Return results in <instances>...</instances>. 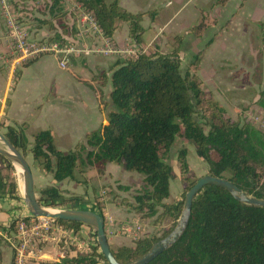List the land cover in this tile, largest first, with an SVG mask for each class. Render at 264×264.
I'll list each match as a JSON object with an SVG mask.
<instances>
[{
	"label": "trees",
	"instance_id": "trees-1",
	"mask_svg": "<svg viewBox=\"0 0 264 264\" xmlns=\"http://www.w3.org/2000/svg\"><path fill=\"white\" fill-rule=\"evenodd\" d=\"M50 1L51 18L63 30L66 26L62 0ZM74 1L94 15L109 38H113L122 24L128 25L129 38L139 46L143 45L144 17L156 16L155 12L126 11L120 7V0ZM230 1L218 0L216 4L225 6ZM204 22L191 27L187 36L202 39L209 28ZM184 40L185 36L175 37V46L168 53L157 49L134 60H117L110 76L104 73L96 77L100 85H110L109 102L101 101L100 105L110 106L111 110L106 122L87 133L69 152L56 146L48 130L34 134L33 145L29 147L24 126L0 123L5 138L24 158L30 155L56 184L79 183L78 175H84L88 168H97L102 174L113 163L143 177L142 189L132 197V211L142 218H156V223L169 219L172 227L160 237L131 241L132 247L111 248L115 259L122 264L145 255L154 243L172 232L181 216L186 194L182 201L167 202L174 172L165 156H169L177 140L195 147L197 157L208 165V175L229 180L249 196L264 200V133L247 122L228 117L225 109L205 92L197 74L202 51L182 70L180 55ZM212 43L210 40L207 47ZM258 105L264 110V91ZM177 163L183 176L189 174L187 148L178 150ZM15 173L14 166L0 155V200L19 198ZM197 181L191 182L187 193ZM117 189L128 190L123 186ZM38 199L45 208L85 209L81 197H67L55 185L41 190ZM90 211L96 212V208ZM98 213L105 221L103 212ZM55 222L68 230L78 231L82 227L78 223ZM91 232L94 242L89 245V253H82L74 245H63L66 253L71 249L75 253L57 263H40L108 264L100 252L96 234ZM149 264H264V208L243 204L225 189L209 185L193 202L183 238Z\"/></svg>",
	"mask_w": 264,
	"mask_h": 264
},
{
	"label": "rangeland",
	"instance_id": "rangeland-1",
	"mask_svg": "<svg viewBox=\"0 0 264 264\" xmlns=\"http://www.w3.org/2000/svg\"><path fill=\"white\" fill-rule=\"evenodd\" d=\"M63 1L65 2L66 0ZM132 2H135V7L127 5L132 4ZM217 2L218 0H126L125 4L131 10L138 8L140 12L147 10H152L149 11L152 13L157 12L154 22L158 28H164L163 32L167 38L169 50L171 49L172 51L175 46V37L185 36L180 55L183 71L186 70L192 57L198 51H202V61L197 74L205 92L211 95L214 101L218 102L225 109L228 117L236 121L247 122L264 133V110L258 105L260 95L264 91V9H262L264 4L258 5L259 0H231L225 6H218ZM170 3L171 6L169 7L168 4ZM64 8L66 6H63L62 10L66 28L63 30L65 31L64 34L68 35L69 29L67 23H71L73 18L68 17V11L65 13ZM38 15L39 18H36L34 25L40 27L41 31L47 35L61 39V34L56 31L58 21L52 20V18H45L46 13L44 10L39 11ZM149 20L151 21L150 17L147 16L146 22ZM202 20L209 26L204 37L200 40L188 37L187 33L189 29ZM47 21H50L51 24H47ZM146 31V35L144 36L145 47L143 48L142 46V48L146 49L145 53L155 52L156 49L153 48L154 50H151L149 48H152L150 42L155 38L157 29H146ZM210 40L213 43L207 47ZM64 42L67 41L65 40ZM165 53L167 52L165 51ZM52 58L59 65V61L54 57ZM73 58H78L75 64L70 61L72 59L70 58L68 65L65 68H61L64 71L59 69L57 73L53 68L54 73H51L50 76L46 71L38 70L36 75L32 76V86L28 84L25 87L23 86V91L21 90L18 95L19 101L17 98L14 99L10 116H13L15 120L20 119L22 116L30 124L31 127L28 125L25 129L27 140L29 139L32 142L33 135L37 133L36 129L33 128L35 121L33 116L40 112V107L36 105L38 101H53L56 98V93L61 88L68 90L67 94L72 90L75 93L80 91L78 86H74V82L59 85L63 81L62 75H71L82 81L89 80L92 83L94 82L95 75L88 67L87 60L80 59L82 57ZM2 72L6 73V69L1 67L0 73L2 74ZM17 94L18 92H16ZM33 107L35 108L32 110V114H25V112L30 111ZM0 132L4 134L5 130L0 127ZM55 142L57 145H60L58 137H56ZM62 142L61 144L65 148L71 146V143ZM182 147L187 148L188 151L190 171L186 176L181 174L180 166L177 163V152ZM165 158L167 163L172 166L174 172V178L170 186L171 197L167 202L182 201L184 200V195L187 194V189L191 182L208 175V165L197 157L194 146L182 140H177L171 153L168 157L165 156ZM27 161L31 166L35 192L38 197L41 190L55 185L67 197L69 195L81 197V205L86 210H91L94 207L97 213L99 211L103 212L105 221H108V218L112 217L109 215V210L105 205L112 204L116 207V204H122L129 211L130 216H126L123 220L112 218L117 223H128L132 220H137L148 234L142 238L160 237L172 227L169 219L156 223V218H142L132 211L130 207L132 197L143 187V181L138 178L137 173H129L122 168L112 166L110 171L115 182L113 180L109 181V177L106 176L103 178V180H106L104 183H98L100 177L104 176L105 173H99L97 168H88L84 175H78L79 183L56 184L53 182L52 176L46 175L35 164L30 155L27 156ZM14 176L19 183L17 171ZM18 185L19 198L11 199L8 205H4L6 211L2 209L3 212L7 213L13 211L17 218L25 217L24 213L28 214L23 202V189L20 184ZM118 186H123L124 189L128 190H119L117 189ZM91 231L92 229L85 226H82L78 231L74 230V234L78 235L79 242L85 243L84 249H88L87 247L94 242ZM136 241L138 240L134 242ZM60 247L64 248L63 244ZM51 248L57 251L60 250L56 245H41L42 250ZM74 253L75 251L71 249L69 254ZM69 254L67 253V255Z\"/></svg>",
	"mask_w": 264,
	"mask_h": 264
},
{
	"label": "built area",
	"instance_id": "built-area-1",
	"mask_svg": "<svg viewBox=\"0 0 264 264\" xmlns=\"http://www.w3.org/2000/svg\"><path fill=\"white\" fill-rule=\"evenodd\" d=\"M60 4L66 6L64 12L68 11V17L73 20L67 23L68 35L56 25V31L62 36L56 39L34 25L41 10L46 13L45 18H51L50 0H0V67L6 69L10 82L24 65L47 56L56 58L60 67L65 68L73 57L134 60L146 52L144 47L136 45L131 39L124 45L115 44L112 38L105 35L94 15L76 1L62 0ZM17 219L19 221L13 225ZM105 230L107 236L131 241L148 235L137 220L117 223L112 217L105 221ZM0 239L12 251V264H30L41 253V245L58 246V261L67 256L61 244L74 245L82 253L90 250L89 246L84 249L85 243L79 242L74 230H68L55 221L35 219L30 215L9 221L0 229Z\"/></svg>",
	"mask_w": 264,
	"mask_h": 264
},
{
	"label": "crops",
	"instance_id": "crops-1",
	"mask_svg": "<svg viewBox=\"0 0 264 264\" xmlns=\"http://www.w3.org/2000/svg\"><path fill=\"white\" fill-rule=\"evenodd\" d=\"M125 1L126 0L120 1L121 8L131 13H142L138 11V8L136 10H131L129 7L126 6ZM259 1L260 2L258 3V5L261 6L264 4V0H259ZM124 4L126 7L124 6ZM127 5L135 7V2L134 3L132 2V4H127ZM168 6L170 7L171 3L168 4ZM262 9H264V6L262 7ZM149 11L152 10H147L143 12H149ZM155 13L157 15L156 11ZM155 17L156 16H154V19L150 18L151 21L149 20L148 22H146L147 16H145L142 23L145 32H147L146 29H150V30H154L155 28L157 29L155 38L150 42L152 48L149 49L152 50L154 48L156 50L158 49L160 52L165 53L166 51L168 53L171 51V49L170 50L168 49V42L166 40L167 38L165 37V33L163 32L164 28L160 29L158 28V26H156V23L154 22ZM0 29H1L0 30V34H1L2 31L1 18H0ZM145 32L142 37L143 47H145V41H144V36L146 35ZM127 40H129L128 25L122 24L120 28L115 32L112 41L115 44L124 45L127 42ZM77 59L72 58L70 61L75 64ZM80 59L87 60L88 67L95 75L93 79L95 83L94 82L92 83L89 80L82 81L74 76L72 77L71 75H65V74L62 75L63 81L60 82L59 85L70 84L74 82L75 84L74 86H78L80 91L75 93L74 90H72L69 94H67L69 91L65 90L64 88H61L59 92L56 93V98L53 101L50 102L43 100H41L40 102L38 101L36 105L40 107L39 109L40 112L39 114L33 116V118H35L33 128L36 129V132L45 131V130L50 131L54 137V140L56 139V137H58V139L60 140L61 146L57 145L56 142L55 144L63 152H69L73 150L78 143L83 141L87 133L93 130H97L102 124H104L107 119V114L111 110L110 106L106 108L105 105L102 106L100 105L101 101L105 102V104L109 102V95L111 92L110 85L106 84L102 86L100 85L99 81L95 80V78L101 76L104 73L110 76V70L114 66L116 61L105 58L104 59L98 58L99 59L98 60L96 57H92V56L82 57ZM53 68L57 73H58L57 70L59 69L63 70L58 64H56L55 59L47 56L40 58L39 60H36L35 62H33V64H31L28 67L24 65L17 72L16 77L13 78L12 82H10L9 75L7 73H3V72L2 74L0 73V123H5V125L7 126L23 125L25 129L26 126L28 125L30 126V124H28L26 119H24L22 116L20 117V119L17 120H15L13 116H10V111L13 106V101L15 98H17V100L19 101L18 95L21 90L23 91L22 89L23 86L25 87L27 84L32 86L33 84L32 76L36 75L38 70L46 71L47 74L50 76L51 73H54ZM16 92H18L17 95ZM106 92L108 93L105 94ZM104 95L105 97L103 98ZM34 108L35 107L31 108L30 111L25 112V114L31 113ZM62 141L66 143H71L70 144L71 146L69 148H65L61 144ZM32 142L28 139L29 147H32L33 145ZM112 166H116L121 169L120 166L114 163L107 165L106 170L104 172L105 174L104 176L100 177L98 183H104L106 180H103V178H105L106 176L109 177L110 179L109 181L112 180L114 181L110 171V168ZM137 176L140 180L143 181V177L141 175H137ZM62 183L68 184L69 181H64ZM10 202L11 199L0 200V229L4 228V226H6L9 221L15 219V214L13 211L10 213L3 212V210L6 211L4 205L6 204L8 205V203ZM105 206L109 210V215L117 220H123L126 216H130L129 211L125 209L122 204H116V207L115 205L112 204H108V205L106 204ZM23 215L25 217L29 216V214L26 215V213H24ZM108 239L111 248L133 246L131 240L124 239L121 237L108 236ZM51 249L42 250L39 256L37 257V259L30 264H41L40 262L42 261H46V262L48 261L50 263L59 262L58 251L55 250L54 248ZM12 261H13V256L11 249L4 242H2L0 244V264H12Z\"/></svg>",
	"mask_w": 264,
	"mask_h": 264
},
{
	"label": "water",
	"instance_id": "water-1",
	"mask_svg": "<svg viewBox=\"0 0 264 264\" xmlns=\"http://www.w3.org/2000/svg\"><path fill=\"white\" fill-rule=\"evenodd\" d=\"M0 155L7 159L16 169L21 170L23 180V202L28 214L35 219L52 221H66L78 223L90 228L96 234L101 254L108 264H122L117 261L111 251L108 236L105 230V221L95 211L86 209H51L43 207L35 192L34 176L26 158L19 152L0 132ZM20 184V181L19 183ZM217 186L228 191L235 200L257 208H264V200L249 196L236 187L229 180L206 175L198 179L196 184L186 194L181 216L172 232L162 240L154 243L149 251L142 257L128 264H149L162 253L175 246L184 236L189 225L192 205L198 193L207 186ZM21 186V185H20Z\"/></svg>",
	"mask_w": 264,
	"mask_h": 264
},
{
	"label": "bare ground",
	"instance_id": "bare-ground-1",
	"mask_svg": "<svg viewBox=\"0 0 264 264\" xmlns=\"http://www.w3.org/2000/svg\"><path fill=\"white\" fill-rule=\"evenodd\" d=\"M17 172H18V177H19L21 188L23 189V180H22V177H21V170L18 169Z\"/></svg>",
	"mask_w": 264,
	"mask_h": 264
}]
</instances>
